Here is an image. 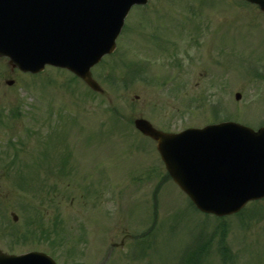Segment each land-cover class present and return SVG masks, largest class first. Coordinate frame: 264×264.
Returning a JSON list of instances; mask_svg holds the SVG:
<instances>
[{"label": "rangeland", "instance_id": "obj_1", "mask_svg": "<svg viewBox=\"0 0 264 264\" xmlns=\"http://www.w3.org/2000/svg\"><path fill=\"white\" fill-rule=\"evenodd\" d=\"M144 7L130 10L115 53L93 70L103 95L89 94L67 72L46 68L32 77L0 59V152L10 143L23 148L19 158L40 168L32 184L41 183L36 195L0 170V250H37L57 264H264V216L246 219L264 212V201L242 221L197 212L164 179L154 144L126 126L136 117L172 132L225 117L264 125V14L239 0H148ZM120 59L144 66L145 82L123 90L107 84L101 77ZM19 107L21 116L11 118ZM27 220L40 221L46 237L14 245L8 230Z\"/></svg>", "mask_w": 264, "mask_h": 264}, {"label": "water", "instance_id": "obj_2", "mask_svg": "<svg viewBox=\"0 0 264 264\" xmlns=\"http://www.w3.org/2000/svg\"><path fill=\"white\" fill-rule=\"evenodd\" d=\"M145 1L0 0V56L23 72L36 73L45 64L68 69L99 92L89 68L112 51L130 6ZM247 1L264 11V0ZM134 124L157 142L170 177L201 212L230 215L264 197V128L222 123L163 134L142 119ZM0 264L54 263L40 254L0 253Z\"/></svg>", "mask_w": 264, "mask_h": 264}, {"label": "flooded vegetation", "instance_id": "obj_3", "mask_svg": "<svg viewBox=\"0 0 264 264\" xmlns=\"http://www.w3.org/2000/svg\"><path fill=\"white\" fill-rule=\"evenodd\" d=\"M18 163L16 162H0V170H4V171H12V170H15L17 167H18ZM3 175H8L7 173H4ZM18 188V187H17ZM20 189V188H18ZM25 230V227H23L19 232L20 233H23V231ZM35 232V231H34ZM36 233V232H35ZM35 233L32 234V237L28 238L26 240L25 243L27 244H30V243H33L34 242H30L29 240H33V239H39V237L37 235H35ZM28 237V234L26 236V238ZM26 238H23L22 241L24 242ZM28 241V242H27Z\"/></svg>", "mask_w": 264, "mask_h": 264}]
</instances>
